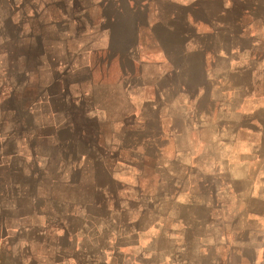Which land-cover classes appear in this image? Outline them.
<instances>
[{"label": "rangeland", "instance_id": "374dc122", "mask_svg": "<svg viewBox=\"0 0 264 264\" xmlns=\"http://www.w3.org/2000/svg\"><path fill=\"white\" fill-rule=\"evenodd\" d=\"M250 51L264 0H0V264H264Z\"/></svg>", "mask_w": 264, "mask_h": 264}, {"label": "crops", "instance_id": "0c3cea01", "mask_svg": "<svg viewBox=\"0 0 264 264\" xmlns=\"http://www.w3.org/2000/svg\"><path fill=\"white\" fill-rule=\"evenodd\" d=\"M223 60L228 62L231 61L230 58L226 59L224 57ZM258 65H264V53H261L259 51H257L256 53L250 51L248 55V62L246 64L247 73H243V76L245 78L249 77L250 79L252 75L249 76V74H251L252 72H256L258 70L256 68ZM252 82L248 83V85H245L242 97H240V100H237V102L235 103V107L231 109L232 115L240 118V122L237 123V121H235V125L233 126V128H236L240 133H245L253 136L258 135L261 138H264V119L261 118L262 116H257V118H255L254 116H250V118H246V113L244 110V104H246L245 102H247L251 97L252 100L256 101L255 104L262 103L259 106L255 107L253 110H256L257 113H264V94L259 93L255 95L256 89L252 85ZM249 90L254 92L253 95L248 94ZM253 132H256V134H254ZM245 143L249 149V153L247 155L246 160L238 164L234 163L231 166L233 167V174L235 179L238 178V175L241 173L245 178H252L254 173L260 167L264 166V147H261V145L257 141L251 138L246 139ZM257 191L259 192V196H263L264 184H262L261 188ZM252 210L253 209L251 208L250 210H248V212H245V214L242 216V219H244V221L259 220L258 222L264 223V218L258 216L257 213Z\"/></svg>", "mask_w": 264, "mask_h": 264}]
</instances>
